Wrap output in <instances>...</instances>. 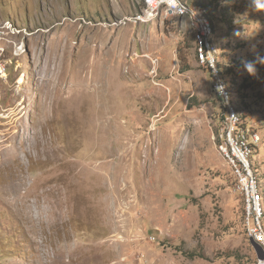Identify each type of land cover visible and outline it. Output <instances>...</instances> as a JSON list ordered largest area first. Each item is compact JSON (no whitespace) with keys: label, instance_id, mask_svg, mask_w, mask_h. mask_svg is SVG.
I'll return each mask as SVG.
<instances>
[{"label":"rangeland","instance_id":"1","mask_svg":"<svg viewBox=\"0 0 264 264\" xmlns=\"http://www.w3.org/2000/svg\"><path fill=\"white\" fill-rule=\"evenodd\" d=\"M180 1L205 10L216 77L188 15L0 0V264H264V0ZM229 106L262 211L218 148Z\"/></svg>","mask_w":264,"mask_h":264},{"label":"built area","instance_id":"2","mask_svg":"<svg viewBox=\"0 0 264 264\" xmlns=\"http://www.w3.org/2000/svg\"><path fill=\"white\" fill-rule=\"evenodd\" d=\"M160 8L164 9L168 15H188L196 30V49L197 55L201 60H204L214 70L215 77L218 76L215 68L216 48L212 43V27L209 19L205 14V10L200 7H190L180 0H143V7L141 11L132 15V22H147L155 18L160 12ZM218 93L221 98H225L227 103L230 97L223 89L222 84L218 81L216 83ZM240 115L232 107L229 106L227 113L224 116L222 134L219 135L218 148L229 156L234 165L235 172L240 176V182L247 185L249 191V198L251 199V206L257 212L262 211L263 188L259 181V175L256 168H253L252 153L257 138L247 140L246 128L240 126ZM238 164V165H237ZM241 185V184H240ZM249 209V205H247ZM256 207V208H255ZM261 214L256 216H248L247 229L255 235V238L264 247V229L260 224L259 218ZM263 229V230H262Z\"/></svg>","mask_w":264,"mask_h":264},{"label":"clouds","instance_id":"3","mask_svg":"<svg viewBox=\"0 0 264 264\" xmlns=\"http://www.w3.org/2000/svg\"><path fill=\"white\" fill-rule=\"evenodd\" d=\"M260 63H264V58H261ZM244 68L248 72L249 75H255L256 74V67L255 63L252 61H245L244 62Z\"/></svg>","mask_w":264,"mask_h":264},{"label":"trees","instance_id":"4","mask_svg":"<svg viewBox=\"0 0 264 264\" xmlns=\"http://www.w3.org/2000/svg\"><path fill=\"white\" fill-rule=\"evenodd\" d=\"M196 3H198V5H200V6H205L206 4H204V2H202L201 0H197V2ZM185 253V252H184Z\"/></svg>","mask_w":264,"mask_h":264},{"label":"water","instance_id":"5","mask_svg":"<svg viewBox=\"0 0 264 264\" xmlns=\"http://www.w3.org/2000/svg\"><path fill=\"white\" fill-rule=\"evenodd\" d=\"M253 245L255 246L256 249H258V246L256 244L253 243Z\"/></svg>","mask_w":264,"mask_h":264},{"label":"bare ground","instance_id":"6","mask_svg":"<svg viewBox=\"0 0 264 264\" xmlns=\"http://www.w3.org/2000/svg\"><path fill=\"white\" fill-rule=\"evenodd\" d=\"M9 134V133H8ZM6 136V135H5ZM10 139V138H9ZM7 148V147H6Z\"/></svg>","mask_w":264,"mask_h":264}]
</instances>
